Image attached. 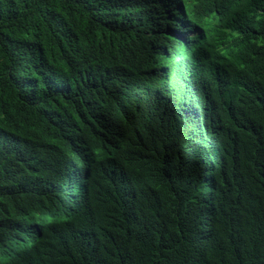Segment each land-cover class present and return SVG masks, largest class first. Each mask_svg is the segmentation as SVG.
<instances>
[{"label":"clouds","instance_id":"obj_1","mask_svg":"<svg viewBox=\"0 0 264 264\" xmlns=\"http://www.w3.org/2000/svg\"><path fill=\"white\" fill-rule=\"evenodd\" d=\"M78 1L89 11L86 26H77L74 38L70 34L66 39L68 33L62 31L55 42L62 46L59 55L77 65L100 91L93 106L98 122L86 134L70 138L60 118L37 114L29 120L38 152L90 177L94 187L100 174L114 172L111 188L120 187V194L134 198L140 188L130 178L145 169L148 179H143L151 186L157 165L164 164L144 158L142 140L158 129L173 133L176 145L184 144L182 166L194 162L210 192L206 199L214 198L216 179L231 164L224 160L226 149L237 135L253 150L264 146V0ZM247 97L260 102L252 116L236 110ZM112 120L121 127L114 128ZM123 132L135 174H127L119 153ZM246 166L247 177L236 189L243 198L264 185V153L252 154ZM104 215V225L114 228L113 213ZM124 215L133 224L132 206ZM229 216L245 226L209 241L212 229L204 224L196 235L200 247L195 250L202 253L203 264H264L263 208L241 205ZM160 218H144L139 230ZM0 238L12 258L27 259L38 250L31 233L22 228L11 226ZM85 241L94 245L77 228L57 229L39 253L62 251L60 257H69Z\"/></svg>","mask_w":264,"mask_h":264},{"label":"trees","instance_id":"obj_2","mask_svg":"<svg viewBox=\"0 0 264 264\" xmlns=\"http://www.w3.org/2000/svg\"><path fill=\"white\" fill-rule=\"evenodd\" d=\"M88 19L89 11L78 0H0V237L14 226L30 232L38 243L27 259L12 258L0 238V264H203L202 253L195 249L204 224L212 229L211 241L245 226L229 216L232 208L264 210V185L246 198L236 192L238 182L247 177L246 160L264 153V146L253 150L237 135L224 155L231 164L226 175L216 179L214 198L209 200L202 170H196L194 162L182 166L185 146L174 143L173 133L154 129L143 138L144 158L164 164L157 165L151 186L143 179H148L145 169L130 178L140 188L134 198L120 194V187L111 188L114 172L100 174L94 187L90 177L39 153L29 120L37 114L60 118L70 138L97 125L93 106L100 91L77 65L59 55L62 46L55 42L64 30L66 39L70 34L74 38L77 26H86ZM259 105L247 97L236 110L252 116ZM111 123L121 127L116 120ZM122 136L118 149L125 171L135 174L137 167L127 156V136ZM130 206L133 224L124 215ZM56 207L61 214L54 215ZM108 212L113 213L114 228L104 225ZM63 215L66 219L54 225ZM155 215L161 218L139 230L140 221ZM69 227L82 231L94 245L85 241L64 258L62 251L39 253L55 230Z\"/></svg>","mask_w":264,"mask_h":264},{"label":"bare ground","instance_id":"obj_3","mask_svg":"<svg viewBox=\"0 0 264 264\" xmlns=\"http://www.w3.org/2000/svg\"><path fill=\"white\" fill-rule=\"evenodd\" d=\"M192 16H194V15H192ZM203 31H204V29H203ZM205 36H207V34H205ZM183 47H184V49L186 50V48H185V46H187V45H182ZM187 51H188V49H187ZM186 164H188V163H186ZM215 166V165H214ZM207 174H209V173H207Z\"/></svg>","mask_w":264,"mask_h":264}]
</instances>
